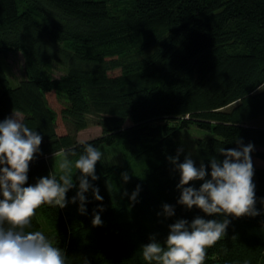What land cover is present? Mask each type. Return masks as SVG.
Masks as SVG:
<instances>
[{"label": "trees", "instance_id": "trees-1", "mask_svg": "<svg viewBox=\"0 0 264 264\" xmlns=\"http://www.w3.org/2000/svg\"><path fill=\"white\" fill-rule=\"evenodd\" d=\"M112 1L125 2L123 10H111ZM9 50L22 53L25 77L12 86L0 61V122L20 112L42 137L25 187L61 174L50 168L61 148L75 152L73 172L86 144L100 151L119 145L125 156L97 162L98 179L89 182L103 200L85 193V214L78 201L36 210L31 230L57 241L66 264H149L142 252L150 237L163 245L179 220L223 219L178 204L180 174L169 158L179 153L183 163L188 156L180 130L209 133L194 140L209 173L210 158L224 159L222 146L251 144L252 163L264 162V0H0V56ZM53 60L66 68L58 78L45 68ZM52 91L64 102L65 133L57 132L46 98ZM92 124L100 135L79 142L77 134ZM253 167L260 215L227 217L226 235L206 249L203 264H264V168ZM165 204L173 216L162 215ZM101 207L96 227L93 213Z\"/></svg>", "mask_w": 264, "mask_h": 264}, {"label": "clouds", "instance_id": "clouds-1", "mask_svg": "<svg viewBox=\"0 0 264 264\" xmlns=\"http://www.w3.org/2000/svg\"><path fill=\"white\" fill-rule=\"evenodd\" d=\"M42 137L29 127L20 112L12 113L0 122V264H66L65 252L43 232L32 229V218L42 205L63 209L69 203L79 202L80 214L86 212L85 193L91 190L93 199L103 200L99 188L89 182L96 181L95 166L103 158V153L92 144H86L83 154L74 162L79 184L76 195L71 200L66 194L76 187L73 181V161L69 156L75 155L71 149L61 148L56 155L61 157L59 169L61 174L40 178L34 185L27 182L29 164L39 152ZM253 145L219 149L224 157L222 161L210 158V173L203 162L199 167L186 156L183 163H177L176 157H170L171 163L180 174L177 188L180 190L178 204L187 209L194 206L206 216L223 217L205 220L199 216L191 224L179 220L170 225L169 234L163 245L155 237L143 246V259L149 264H203L206 249L212 247L223 236L230 224L227 217H255L254 167L251 160ZM206 177H209L206 179ZM125 182L127 173L122 174ZM203 181L199 189L190 182ZM139 186L131 194L130 200L136 201ZM94 210L93 226H102L98 212ZM162 215L166 218L174 215L172 206L165 204ZM87 264V261H82Z\"/></svg>", "mask_w": 264, "mask_h": 264}, {"label": "rangeland", "instance_id": "rangeland-1", "mask_svg": "<svg viewBox=\"0 0 264 264\" xmlns=\"http://www.w3.org/2000/svg\"><path fill=\"white\" fill-rule=\"evenodd\" d=\"M124 5L125 2L123 3L118 1H114V2L112 1L109 3L110 9L114 11L116 10L117 12L123 10ZM0 61L8 75L11 85L16 86L17 83L25 77L24 57L22 53L15 50H9L7 53L2 54L0 56ZM45 68L46 71L49 72L54 78H58L59 76L63 75L66 70L65 66L57 60L50 61V64H48L47 67ZM46 98L48 104L56 113L57 132L65 133L66 126L61 116V109L64 106V102L62 98L54 91L48 92L46 94ZM127 124H129V122H127ZM262 124H264V122H262ZM100 133H101L100 127L92 124L86 129L80 131L77 134V139L79 142H83L98 137ZM208 135H209L208 132L198 129L194 126H190L189 128H184L179 131V137H178L179 143L185 150L188 157H190L194 161L197 167H199L200 161L199 159H197L196 156L194 140L196 138L207 137ZM101 151L103 153V159L107 164L120 163L123 161L125 157L123 150L119 145H114L111 147H102ZM60 160L61 157L56 154L50 158L51 171L54 169L59 170ZM253 163L255 167L264 168V162L259 159H254ZM198 182L203 183V181H198Z\"/></svg>", "mask_w": 264, "mask_h": 264}]
</instances>
